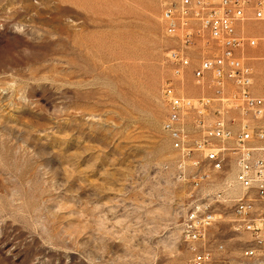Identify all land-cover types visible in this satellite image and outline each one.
<instances>
[{
  "label": "rangeland",
  "instance_id": "374dc122",
  "mask_svg": "<svg viewBox=\"0 0 264 264\" xmlns=\"http://www.w3.org/2000/svg\"><path fill=\"white\" fill-rule=\"evenodd\" d=\"M244 30L264 37V21ZM176 45L160 0H0V264H186L190 187L162 127ZM232 218L210 229L216 261L241 257Z\"/></svg>",
  "mask_w": 264,
  "mask_h": 264
},
{
  "label": "built area",
  "instance_id": "2783aa9c",
  "mask_svg": "<svg viewBox=\"0 0 264 264\" xmlns=\"http://www.w3.org/2000/svg\"><path fill=\"white\" fill-rule=\"evenodd\" d=\"M160 5L164 30L177 40L167 54L175 79L161 88L167 108L162 127L175 150L168 167L190 187L181 220L192 250L186 264H264V82L257 83L247 55L249 48L264 47V37L244 30L247 21H264V0ZM196 49L193 77L202 91L189 95L184 78ZM228 213L232 231L248 237L240 258L216 261L215 250L222 254L225 246L209 232Z\"/></svg>",
  "mask_w": 264,
  "mask_h": 264
},
{
  "label": "crops",
  "instance_id": "0c3cea01",
  "mask_svg": "<svg viewBox=\"0 0 264 264\" xmlns=\"http://www.w3.org/2000/svg\"><path fill=\"white\" fill-rule=\"evenodd\" d=\"M260 48H264V47H260ZM254 67V70H255V73H256V81L257 83L259 82H262L260 79H259V76H258V71L261 69V68H264V62H257V63H251ZM264 81V80H263Z\"/></svg>",
  "mask_w": 264,
  "mask_h": 264
}]
</instances>
